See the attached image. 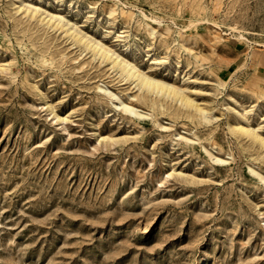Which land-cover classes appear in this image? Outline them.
I'll use <instances>...</instances> for the list:
<instances>
[{"label":"rangeland","instance_id":"obj_1","mask_svg":"<svg viewBox=\"0 0 264 264\" xmlns=\"http://www.w3.org/2000/svg\"><path fill=\"white\" fill-rule=\"evenodd\" d=\"M263 63L264 0H0V264H264Z\"/></svg>","mask_w":264,"mask_h":264},{"label":"bare ground","instance_id":"obj_2","mask_svg":"<svg viewBox=\"0 0 264 264\" xmlns=\"http://www.w3.org/2000/svg\"><path fill=\"white\" fill-rule=\"evenodd\" d=\"M24 10L25 14H27L29 19H35L40 23L41 26H45V28H52L56 30H62L63 33L67 35L68 38L72 39L73 45L84 46L85 49L89 50L92 54V58L97 57L101 59V62H108L110 64V68L121 76L124 80H130L132 83H135V86L142 94L144 92L149 94L145 97V99H149L151 105H156V101L154 100L155 96H159L160 99H168L180 103V105L185 106L186 108H193L196 111L197 115L205 116L206 113L202 111V109L198 108L187 95L184 94V90L176 87L173 84H168L162 80L155 79L139 68H137L132 62L127 59L121 57L113 50H111L106 45L102 44L100 41L95 40L87 35L83 34L79 28L71 23L68 20H64L62 16L47 14L42 16L39 13L37 8H33L30 5H23L21 7ZM141 96V95H140ZM153 96L154 101L149 97ZM124 112H130L134 114L136 117H140L132 108L128 106H123ZM254 109H250L253 112ZM238 115L243 118L242 113L238 112ZM264 119V118H263ZM235 129L239 130L243 134L248 137H251L254 141L258 142L260 145L264 147V136L257 132V129L246 128L240 124H236Z\"/></svg>","mask_w":264,"mask_h":264},{"label":"crops","instance_id":"obj_3","mask_svg":"<svg viewBox=\"0 0 264 264\" xmlns=\"http://www.w3.org/2000/svg\"><path fill=\"white\" fill-rule=\"evenodd\" d=\"M263 67H264V63H263Z\"/></svg>","mask_w":264,"mask_h":264}]
</instances>
